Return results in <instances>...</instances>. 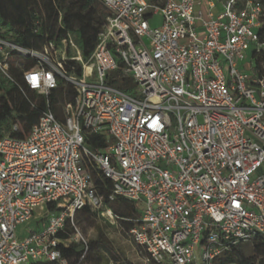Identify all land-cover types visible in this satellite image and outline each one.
<instances>
[{"label":"built area","instance_id":"obj_1","mask_svg":"<svg viewBox=\"0 0 264 264\" xmlns=\"http://www.w3.org/2000/svg\"><path fill=\"white\" fill-rule=\"evenodd\" d=\"M98 1L107 17L88 59L73 40L33 49L0 30V77L17 84L19 69L45 104L27 137L0 139V264H74L61 246L87 250L74 223L86 206L119 222L89 165L112 181L109 200L139 205L129 234L149 262L215 264L264 241L261 1L223 0L218 13L200 0ZM67 85L73 101L60 98ZM87 133L110 143L90 148Z\"/></svg>","mask_w":264,"mask_h":264},{"label":"trees","instance_id":"obj_2","mask_svg":"<svg viewBox=\"0 0 264 264\" xmlns=\"http://www.w3.org/2000/svg\"><path fill=\"white\" fill-rule=\"evenodd\" d=\"M260 1L264 8V0ZM106 17V9L98 0H0V30L5 37L33 49H42L47 42L60 44L65 39L73 40L81 50L84 59L90 58L93 53L98 43V34L106 22ZM262 20L263 26L259 37L261 41H264V16ZM73 35H76V41H74ZM73 54V50L70 49L69 55ZM19 60L26 68L33 64L27 58ZM256 68L259 69L261 75H264V51L259 54ZM12 74L15 76L17 84L9 81L6 77H0V139L7 135L15 138L27 137L31 126L39 120L45 106L35 93L23 86L22 72L19 69L13 68ZM65 88L67 94L64 95V91L61 90L60 98L63 101L65 99L73 101L77 94L76 89L70 85ZM123 89L132 94L128 85ZM37 100L40 106L34 108L32 102ZM15 123H18L20 127L17 131L13 130ZM109 143L110 141L104 135L86 134V145L90 148L104 149ZM88 169L96 188L104 195L105 206L113 210L119 217V222L129 232L134 225L132 219L138 218L141 214L139 205L122 197H117L113 201L109 200V194L113 187L112 181L95 166L89 165ZM94 217L101 216L98 211L86 206L75 213L74 223ZM74 234L75 228L71 220L68 219L65 232H60L58 237L68 240ZM99 242L111 249L110 243L103 235L100 236ZM87 243V250L83 242H72L69 247L62 245L61 250L74 264L83 262L91 264L94 261L98 242L87 241ZM82 256L84 258L79 262ZM116 262L122 264L118 258H116ZM215 264H264V241H255L251 253L243 261L236 256L234 250L223 254Z\"/></svg>","mask_w":264,"mask_h":264},{"label":"rangeland","instance_id":"obj_3","mask_svg":"<svg viewBox=\"0 0 264 264\" xmlns=\"http://www.w3.org/2000/svg\"><path fill=\"white\" fill-rule=\"evenodd\" d=\"M160 24L161 19L159 16L153 19V26H159ZM73 38L74 41H76V35H73ZM248 73L256 74L254 77L258 76L257 69L254 70V72L249 70ZM75 223L81 233L79 237L80 240L84 238L88 242H98L94 254V261L91 264H117L116 258H118L122 264H157L153 261H148L149 257L135 244L129 232L123 227L121 222L113 225L102 217H94L90 220H81V222L75 221ZM30 227L37 228V222L32 223ZM22 228L24 227H20L18 232H20ZM24 235L25 234H23V236ZM101 235L108 240L111 249L99 242ZM73 242H77V240L73 239ZM252 249L253 244H242L235 249V254L243 261L245 257L251 253ZM108 260L110 261L108 262ZM82 264L86 263L83 262Z\"/></svg>","mask_w":264,"mask_h":264},{"label":"crops","instance_id":"obj_4","mask_svg":"<svg viewBox=\"0 0 264 264\" xmlns=\"http://www.w3.org/2000/svg\"><path fill=\"white\" fill-rule=\"evenodd\" d=\"M209 2L213 3L214 5V8H213L214 13H218L220 10H222L223 0H200V3L197 5V8L204 10V11H208L210 8ZM34 222H37V220H34ZM32 223L30 224V226H32Z\"/></svg>","mask_w":264,"mask_h":264},{"label":"snow or ice","instance_id":"obj_5","mask_svg":"<svg viewBox=\"0 0 264 264\" xmlns=\"http://www.w3.org/2000/svg\"><path fill=\"white\" fill-rule=\"evenodd\" d=\"M33 80H35V77H33Z\"/></svg>","mask_w":264,"mask_h":264}]
</instances>
